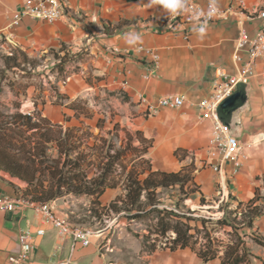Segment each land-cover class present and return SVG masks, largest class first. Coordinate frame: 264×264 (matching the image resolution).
Masks as SVG:
<instances>
[{"label": "crops", "instance_id": "obj_1", "mask_svg": "<svg viewBox=\"0 0 264 264\" xmlns=\"http://www.w3.org/2000/svg\"><path fill=\"white\" fill-rule=\"evenodd\" d=\"M24 1L0 0V47L6 46L5 50H9L7 43L1 41L9 38L29 57L58 50L61 46L75 56L85 53L86 57L78 61L80 73L71 72V77L66 75L71 79L65 86L70 96L61 94H66L71 101L81 92L94 91L93 86L104 88L115 113L113 122L139 130L152 140L153 146L146 157L154 170L192 168L194 181L200 186L205 200L208 194L215 193L246 202L264 189V76L259 74L249 84L237 86L247 92V101L234 116L218 112L222 122L238 118L235 136L245 157L236 169L229 159L223 163L220 172L213 171L208 165L206 148L213 120L211 116L202 119L197 105L218 81V69L229 73L238 70L240 65L235 61V55L243 50L237 48L236 37L242 27L250 34L260 28L263 19L254 11L264 8V0H246L244 8L231 0H216L217 5L227 11L224 17L208 22L203 39L193 32L194 21L184 25L189 30L188 39L184 38L182 27L170 28L169 23L177 16L166 15L152 0H65L63 16L53 22L19 17ZM131 32L141 35V41L135 45H130L126 39ZM138 45L158 52V69H152V60L145 51L137 50ZM257 68L261 70V65ZM84 70L94 74L91 83L80 76ZM67 71L65 69V74ZM169 94L184 95V105L177 109L162 107L152 115L147 113L148 104ZM67 102L59 106L66 107ZM73 114L63 118L62 114L53 117L41 113L64 128L78 123ZM67 116L71 117L69 122L64 120ZM73 120L77 123H72ZM202 158L206 166L200 162ZM23 187L26 188L25 183L0 171V195L24 192ZM111 190L107 189L104 195ZM67 196L49 203L54 213L65 219L69 212L62 207ZM114 223L96 230L88 245L78 243L73 246L72 236L59 237L56 227L45 224L36 209L0 210V264H9L10 257L16 254L22 231H29L35 243L34 251L24 264H57L65 260L70 264H125L119 255L124 253V244L116 243L113 225L120 227L122 232L124 229ZM38 228H44L42 235L36 233ZM254 230L264 236V212L254 221ZM248 247L252 254L249 264H264V246L251 243ZM117 250L119 252L114 254ZM166 250L164 255L157 257L158 253H151L152 262L221 264L219 257L204 262L188 248ZM111 256L117 260L113 262Z\"/></svg>", "mask_w": 264, "mask_h": 264}, {"label": "trees", "instance_id": "obj_2", "mask_svg": "<svg viewBox=\"0 0 264 264\" xmlns=\"http://www.w3.org/2000/svg\"><path fill=\"white\" fill-rule=\"evenodd\" d=\"M1 41L9 47L2 57L5 69L34 61L14 43ZM51 54L64 77L65 66L75 55L64 46ZM57 93L60 104L68 101L65 106L74 111L77 124L64 128L39 112L19 111L18 103L15 112H0V171L25 183L24 194L32 201L50 202L67 194H85L96 201L107 189L120 188L106 211L128 220L148 219L141 242L150 253L158 246L170 251L188 248L204 262L219 257L221 264H249L252 254L247 238L264 246V236L254 230V221L264 212V198L258 192L246 202L229 195L236 205L233 209L229 203L222 205V217L192 216L193 211L182 207L189 196L200 195V205L207 202L192 168L154 170L146 157L153 142L141 131L113 122V115L108 121L111 127H107L106 117H96L85 102L69 101L66 94ZM169 189L175 191L172 204L160 197L162 190ZM217 229L227 231L225 242L213 235Z\"/></svg>", "mask_w": 264, "mask_h": 264}, {"label": "rangeland", "instance_id": "obj_3", "mask_svg": "<svg viewBox=\"0 0 264 264\" xmlns=\"http://www.w3.org/2000/svg\"><path fill=\"white\" fill-rule=\"evenodd\" d=\"M5 48L6 46L3 48L0 47V112H15L17 110L15 104L18 103L20 105L19 111L21 112H39L46 115L50 114L53 117L62 114L63 118L66 115L73 114L72 110L59 106L62 99H60L57 92L66 93L65 86L69 83V80H71L68 79L66 75L71 77V72L80 73L78 61L86 57L84 56L85 53H83V56H81L82 54L76 55L72 63L69 62L66 64L65 69L68 71L67 74L62 77L54 66L50 51L36 57H29L34 61L30 63H28L29 61L27 63L24 62L21 67L5 69L2 57L9 53V50H5ZM22 66H25V69H22ZM80 76L88 83H91L94 78V74L88 70H84ZM63 80H66V82L64 83ZM93 88L94 91L88 89L87 93L85 91L81 92L77 99L85 102L96 113V117L105 116L108 122L111 115H115L111 108L110 98L106 92H103L102 89L104 88H98L96 86H93ZM100 90L103 93H101ZM90 122L92 123V121H86V123ZM72 123H77V121L73 120ZM106 125L107 127H111L109 122L106 123ZM94 132L96 133L98 130L94 129ZM103 134L108 136L106 132ZM121 136H124V132H121ZM203 159L204 158H202L200 162H203V166H206L207 164L204 163ZM225 184L226 181L223 182V185ZM24 188L25 187H23V189ZM120 192V188H115L96 201L91 196L85 194H67L69 196L64 200V207H62V209H65V207L67 208L69 212L67 220L70 223L95 231L115 221L114 224H120L124 229L122 232L119 230L120 227L113 225V228H115L114 235L116 237V243L121 244L123 242L124 244V253H119L123 263L155 264L152 262V257L149 256L151 253L143 247L141 242V235L147 232V226L149 224L148 219L128 220L123 216L119 217L114 213H108L106 211L109 202ZM21 193L23 194L24 192ZM258 193L264 198V189L258 191ZM174 195L175 191L170 189L162 190L160 193V197L163 198L166 204H172L175 198ZM222 196L221 194L210 193L207 195V202L204 205H200V195L192 194L185 200L182 207L184 210L189 209L193 211L192 216L212 217L216 219L222 217L224 214V211L220 209L222 205L224 206L225 203H229L231 209L236 205L235 202L229 199L227 194ZM260 202L262 203L263 200ZM226 232L227 231L224 229H217L213 235L225 242L228 239ZM249 236L252 237L251 233ZM161 240L164 241L165 239ZM247 242L248 244L253 243L251 238H247ZM159 245H161V243H159ZM164 251L166 252L167 250L158 246L154 251L158 253L155 257L160 254L164 255ZM117 252L119 251H114V254H117ZM154 254H152V256ZM111 260L115 262L114 260H117V258L112 257Z\"/></svg>", "mask_w": 264, "mask_h": 264}, {"label": "built area", "instance_id": "obj_4", "mask_svg": "<svg viewBox=\"0 0 264 264\" xmlns=\"http://www.w3.org/2000/svg\"><path fill=\"white\" fill-rule=\"evenodd\" d=\"M65 0H25L19 12V17L30 16L42 19L48 22L59 20L64 14L63 2ZM212 0H204L201 3L198 0H188L190 12L187 15H177V18L169 23L170 28H183L184 38H189V30L184 25L187 22H193L195 13L207 12ZM232 3L239 5L241 8L246 6V0H231ZM231 9V8H230ZM227 9L218 5V13L216 16L208 20L213 22L218 18L224 17ZM255 13L263 19L260 28L250 34L245 27H242L236 37V46L243 50L242 53L235 55V61L239 63V68L233 73L220 68L217 70L218 81L212 88L211 92L201 98L197 105L200 109V117L204 119L206 116L212 118L213 127L210 131L208 145L206 148L207 162L210 168L215 172H220L223 163L229 159L234 166L238 168L245 154L241 150V144L237 136L233 135L229 130V125L222 122L218 117V106L220 102L227 96L232 94L239 84H249L252 79L259 74L264 76V8H256ZM203 19V18H201ZM17 21V20H16ZM10 41L9 38H4ZM137 50L145 51L146 55L152 60V69L159 67L160 56L158 52L144 45H138ZM261 65V70L257 65ZM65 83L66 80H63ZM186 98L184 95L169 94L162 96L156 102L147 105V113L149 115L156 114L162 107L177 109L184 105ZM50 202L32 201L24 193L13 195H0V210L2 211H22L27 208L36 209L45 224L54 225L57 229V235L61 238L70 234L72 236V244L88 245L96 231L80 227L70 223L67 219L57 216ZM38 235L44 233V228L36 230ZM35 249L33 236L29 231H22L18 236V250L16 254L9 259V264H24L28 260ZM57 264H70L69 261H61ZM110 264H113L112 262Z\"/></svg>", "mask_w": 264, "mask_h": 264}, {"label": "clouds", "instance_id": "obj_5", "mask_svg": "<svg viewBox=\"0 0 264 264\" xmlns=\"http://www.w3.org/2000/svg\"><path fill=\"white\" fill-rule=\"evenodd\" d=\"M152 3L158 5L166 15H187L190 12L188 0H152ZM217 13L218 5L216 0H212L207 12L195 13L192 30L198 38H204L208 29V20L216 16ZM126 39L130 45H135L141 41V35L131 32L127 34Z\"/></svg>", "mask_w": 264, "mask_h": 264}, {"label": "water", "instance_id": "obj_6", "mask_svg": "<svg viewBox=\"0 0 264 264\" xmlns=\"http://www.w3.org/2000/svg\"><path fill=\"white\" fill-rule=\"evenodd\" d=\"M246 96V91L241 88H236V90L232 92V94H230L220 102L218 106V112L225 115L234 116V114L246 103ZM237 121L238 118L235 117L234 119H231L229 122H227V124L229 125V130L233 135H236L238 133L236 125Z\"/></svg>", "mask_w": 264, "mask_h": 264}]
</instances>
